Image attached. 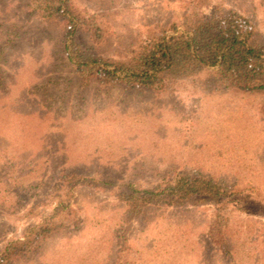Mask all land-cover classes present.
Instances as JSON below:
<instances>
[{
	"label": "rangeland",
	"instance_id": "1",
	"mask_svg": "<svg viewBox=\"0 0 264 264\" xmlns=\"http://www.w3.org/2000/svg\"><path fill=\"white\" fill-rule=\"evenodd\" d=\"M74 1L91 11L96 4L106 6L113 29L99 49L111 57L184 23L183 5L175 0ZM245 3L258 7V18L264 19V0ZM57 45V31L30 17L26 0H0V154L11 161L0 162V248L22 240L26 228L50 216L55 205L28 203L17 195L33 192L51 168L66 165L115 180L147 176L144 184L177 169L254 192L250 203L230 212L241 237L232 264H264L259 104L208 95L191 80L177 82L159 97L123 96L116 90L97 97V85L81 88ZM71 209L73 231L48 238L32 259L16 264H125L127 258L135 264H228L218 250L210 251L212 206L151 210L127 235L125 209L112 194L83 188ZM125 241L129 247H123Z\"/></svg>",
	"mask_w": 264,
	"mask_h": 264
},
{
	"label": "trees",
	"instance_id": "2",
	"mask_svg": "<svg viewBox=\"0 0 264 264\" xmlns=\"http://www.w3.org/2000/svg\"><path fill=\"white\" fill-rule=\"evenodd\" d=\"M175 1L184 9L181 26L174 24L128 48L123 46L122 56L118 57L99 49L113 29L106 6L96 4L91 11L74 0H26V8L30 17L57 31V48L66 64L73 69L81 88L97 85V97L114 90L123 96L159 97L177 82L191 80L208 95L229 94L257 103L264 115V19L258 18L259 8L245 0H237L239 4L231 2L227 7L224 2L219 5L205 0ZM198 7L199 13L195 12ZM0 162L11 161L0 154ZM146 178L115 180L81 173L66 165L51 168L33 192H19L17 196L28 203L45 200L48 207L55 208L41 223L26 228L22 240L7 242L0 248V264L30 260L42 242L73 231L68 224L73 214L71 206L76 192L83 188L116 198L125 209L126 235L133 223L143 221L151 210L212 206L214 220L207 232L210 251L218 250L232 264V258L239 253L241 237L233 230L230 212L234 206L242 208L250 203L254 192L185 170L157 174V178L144 184ZM124 245L129 247L126 241ZM124 261L135 264L129 258Z\"/></svg>",
	"mask_w": 264,
	"mask_h": 264
}]
</instances>
